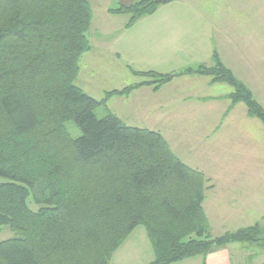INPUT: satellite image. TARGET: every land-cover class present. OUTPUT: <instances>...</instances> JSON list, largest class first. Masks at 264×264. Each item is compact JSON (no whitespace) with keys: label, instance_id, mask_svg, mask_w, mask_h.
<instances>
[{"label":"trees","instance_id":"obj_1","mask_svg":"<svg viewBox=\"0 0 264 264\" xmlns=\"http://www.w3.org/2000/svg\"><path fill=\"white\" fill-rule=\"evenodd\" d=\"M169 1L137 0L108 11L129 15V28ZM91 19L88 0H0V229L16 234L0 241V264H110L138 226L154 252L148 264L205 256L234 242L264 246L259 222L210 235L206 179L159 132L94 114L113 95L158 89L183 74L228 84L231 105L244 103L263 128L264 108L216 50L210 65L133 71L149 80L93 98L75 84L90 49ZM68 121L80 136L72 137Z\"/></svg>","mask_w":264,"mask_h":264},{"label":"crops","instance_id":"obj_2","mask_svg":"<svg viewBox=\"0 0 264 264\" xmlns=\"http://www.w3.org/2000/svg\"><path fill=\"white\" fill-rule=\"evenodd\" d=\"M95 5L104 11L105 25L119 21L110 40L101 43V57L108 58L120 73H169L210 65L216 50L221 62L264 108V0H172L129 28H125L129 15L108 11L127 4L96 0ZM92 51L90 46L84 54ZM75 84L96 99L108 89L90 92L81 68ZM230 91L227 85L211 84L207 76L183 75L157 90L143 85L127 95L111 96L105 112L128 126L159 132L176 157L204 175L209 188L202 206L211 234L214 221L219 235L264 223V128L247 114L244 103L230 108ZM228 223L235 228H225ZM139 228L113 253L110 264L154 260L146 232ZM172 264H264V246L234 242Z\"/></svg>","mask_w":264,"mask_h":264},{"label":"rangeland","instance_id":"obj_3","mask_svg":"<svg viewBox=\"0 0 264 264\" xmlns=\"http://www.w3.org/2000/svg\"><path fill=\"white\" fill-rule=\"evenodd\" d=\"M121 1H122V4L123 3L128 4V2H130V0H121ZM90 2L92 4L90 6L91 10H92V19H91V24H90L91 27L88 30V36H89L88 39H89V43H90V46L92 47L93 51L91 52V54L87 53L88 56H87V54H84L80 58V68L82 70V73L84 74L85 83L90 88L88 90L90 92H96V91L103 92V90H105V88L109 89V88H113V87H117V86L127 87L134 81L141 80L140 82H142V81L149 80L148 77L134 75L133 73L132 74H130V73L126 74V72H123V71L120 73V71H117V69L112 65L111 61L108 58L101 57L104 55V53L102 52V44L101 43L102 42H108L110 40V38L112 37V35L116 31V26L119 24V21L115 20L112 25H105L103 22V19L101 17V13L103 12V14H104V11H102V10L100 11V9L95 7L96 6L95 5L96 0H90ZM191 67H193V66H191ZM182 70H179L176 72H169V73H177V72H180ZM150 71H154V70H150ZM139 72H141V71H139ZM142 72H145V71H142ZM183 75H186V74H183ZM183 75H178V76H183ZM178 76H175V77H178ZM187 76H188V74H187ZM197 76H199V75H197ZM175 77H173V78H175ZM165 84H163V85H165ZM211 84H216V83H211ZM220 84L227 85V87H229V89L232 90V88L228 84H226V83H220ZM149 86H151L153 88L152 85H149ZM123 88H121V89H123ZM108 89L105 91V93L108 91H111V90H121V89H111V90H108ZM154 90H157V89H154ZM105 93H104V95H105ZM92 94H95V93H92ZM228 94H227V98H228ZM104 95H103V97H104ZM102 98H100V99H102ZM106 105H107V103H106ZM106 105L105 106H99V107L94 109V114L97 118L101 119L105 116V112H107V110H106L107 106ZM234 105L235 104L231 105V102H230V108H232ZM112 106H113L112 109H115V104H112ZM66 128L69 131V133L72 135V137H74V138L81 135V130L73 121L66 122ZM207 188H209V186L206 185V189ZM204 197H205V192H204ZM31 206L35 207L33 205H31ZM212 222H213L212 223V229H211V230H213L212 234H216V233L218 234L220 232V229H219L218 225L215 224L214 221H212ZM261 224L264 225V223H261ZM225 226H226L225 228H235L236 225L228 223ZM138 227H140L139 229H141V228L144 229L142 226H138ZM209 227H210V225H209ZM209 232H210V228H209ZM212 234L210 232V235L212 237H215ZM15 236H16V234L6 226H4L0 229V241L9 239V238H12ZM218 236H219V234H218Z\"/></svg>","mask_w":264,"mask_h":264}]
</instances>
